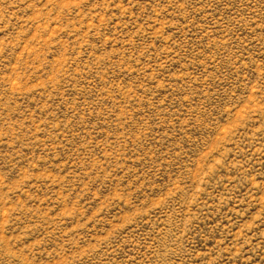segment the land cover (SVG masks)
<instances>
[{
  "label": "rangeland",
  "instance_id": "1",
  "mask_svg": "<svg viewBox=\"0 0 264 264\" xmlns=\"http://www.w3.org/2000/svg\"><path fill=\"white\" fill-rule=\"evenodd\" d=\"M0 264H264V0H0Z\"/></svg>",
  "mask_w": 264,
  "mask_h": 264
}]
</instances>
